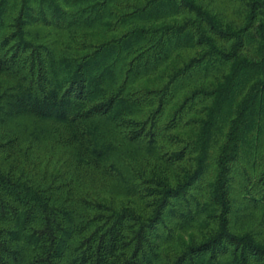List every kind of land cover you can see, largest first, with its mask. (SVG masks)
<instances>
[{
  "label": "trees",
  "instance_id": "trees-1",
  "mask_svg": "<svg viewBox=\"0 0 264 264\" xmlns=\"http://www.w3.org/2000/svg\"><path fill=\"white\" fill-rule=\"evenodd\" d=\"M260 226L264 0H0V264H264Z\"/></svg>",
  "mask_w": 264,
  "mask_h": 264
},
{
  "label": "rangeland",
  "instance_id": "rangeland-1",
  "mask_svg": "<svg viewBox=\"0 0 264 264\" xmlns=\"http://www.w3.org/2000/svg\"><path fill=\"white\" fill-rule=\"evenodd\" d=\"M23 123L25 125H27V126H29V124H30V126L27 127V129L28 128L30 129V127H32L31 120H24ZM7 129H10V125H7V124L6 125H3L2 130H1V133H4V131H6ZM18 137H20V140H19V144L18 145L22 146L23 145V142H22L23 141V137H25L24 131L22 129H20ZM66 152H69V150L66 151ZM257 215H260V212H257ZM260 228H262V230L264 231V227L260 226Z\"/></svg>",
  "mask_w": 264,
  "mask_h": 264
}]
</instances>
